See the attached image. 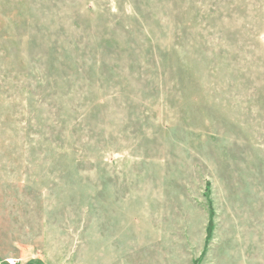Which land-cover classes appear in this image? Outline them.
Returning <instances> with one entry per match:
<instances>
[{
    "label": "rangeland",
    "instance_id": "rangeland-1",
    "mask_svg": "<svg viewBox=\"0 0 264 264\" xmlns=\"http://www.w3.org/2000/svg\"><path fill=\"white\" fill-rule=\"evenodd\" d=\"M264 264V0H0V264Z\"/></svg>",
    "mask_w": 264,
    "mask_h": 264
},
{
    "label": "built area",
    "instance_id": "built-area-1",
    "mask_svg": "<svg viewBox=\"0 0 264 264\" xmlns=\"http://www.w3.org/2000/svg\"><path fill=\"white\" fill-rule=\"evenodd\" d=\"M17 260H9V264H17Z\"/></svg>",
    "mask_w": 264,
    "mask_h": 264
}]
</instances>
